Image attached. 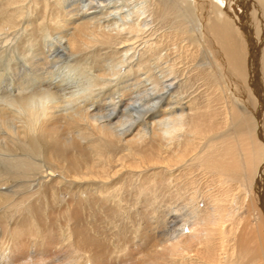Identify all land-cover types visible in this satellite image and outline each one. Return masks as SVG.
Listing matches in <instances>:
<instances>
[{
    "label": "bare ground",
    "instance_id": "obj_1",
    "mask_svg": "<svg viewBox=\"0 0 264 264\" xmlns=\"http://www.w3.org/2000/svg\"><path fill=\"white\" fill-rule=\"evenodd\" d=\"M0 58V264H264V0H0Z\"/></svg>",
    "mask_w": 264,
    "mask_h": 264
},
{
    "label": "rangeland",
    "instance_id": "obj_2",
    "mask_svg": "<svg viewBox=\"0 0 264 264\" xmlns=\"http://www.w3.org/2000/svg\"><path fill=\"white\" fill-rule=\"evenodd\" d=\"M4 62V58H0V72H2L3 71V63ZM62 66V67H61ZM60 67H57V66H54V67H52V69L51 70H53V74H54V76H57L58 74H62V75H64L65 76V78H66V81H67V83H69V85H71L72 83H75V73L76 72H73L74 71V69H70L67 65H65L64 64V66H63V64L61 65ZM69 68V69H67V68ZM47 70H49V68H45V69H42V70H40V71H38V74H40V73H43V72H47ZM61 70V71H60ZM71 70V71H70ZM77 70H79V69H77ZM77 70H75V71H77ZM56 71H58V73H56ZM63 72V73H62ZM69 72V73H68ZM78 72V71H77ZM67 73V74H66ZM67 75V76H66ZM74 77V78H73ZM1 84V83H0ZM1 214V213H0ZM65 213H45V218L42 220V218H41V220H42V222H40V224L41 225H43V227H45L46 226V228L47 227H54V228H52V230H54V232H53V234H59V232L61 231V230H64V226H66V224H67V222L69 221L68 219H70V215H72V213H66L65 215H64ZM69 214V215H68ZM82 214V216L83 217H81V220H80V224H79V226H83L84 224V213H81ZM54 215V216H53ZM56 215V216H55ZM1 216V215H0ZM38 217L40 216V215H37ZM41 216H43V215H41ZM47 216V217H46ZM53 217V218H52ZM57 217V218H56ZM59 218V219H58ZM52 219V220H51ZM58 220V221H57ZM47 223H46V222ZM49 221V222H48ZM52 221V222H51ZM71 221V220H70ZM73 221V220H72ZM72 221H71V223H72ZM44 223V224H43ZM58 223V224H57ZM135 223H137V222H135ZM56 224V225H55ZM138 224V223H137ZM59 227V228H58ZM63 227V228H62ZM136 227H139V224L138 225H136L135 226V228ZM3 229V228H2ZM2 231V230H1ZM131 231H129L128 232V236H131ZM127 241H129V240H127ZM52 246L53 245H50L49 247H51L50 249H53V252H55L56 251V254H57V256H56V254L54 255V256H52L53 257V259L55 258L56 260H60V255H58V253H59V251L57 250V249H60V247H61V245H60V243H58L57 244V246H59L57 249H55V248H52ZM134 246V247H133ZM1 247H3V246H0V250H1ZM48 247V248H49ZM129 247V248H128ZM131 247H133V249L131 248ZM128 249H130V250H132V252H135V253H138V249H137V245H130V241H129V243H128V245H127V247H126V250H128ZM137 249V250H136ZM24 250L26 251V248H24ZM13 251H14V249H13ZM18 251V250H17ZM136 257V256H135ZM59 258V259H58ZM58 264H63V263H60V261L59 262H57Z\"/></svg>",
    "mask_w": 264,
    "mask_h": 264
}]
</instances>
